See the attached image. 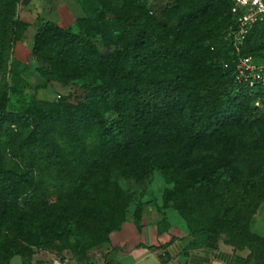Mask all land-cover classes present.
<instances>
[{
	"label": "trees",
	"instance_id": "obj_1",
	"mask_svg": "<svg viewBox=\"0 0 264 264\" xmlns=\"http://www.w3.org/2000/svg\"><path fill=\"white\" fill-rule=\"evenodd\" d=\"M76 1L84 17L66 28L38 17L31 47L45 84L84 82L72 102L6 82L29 24L0 0V264L40 250L88 262L136 198L141 220L123 184L157 171L173 185L163 209L193 237L217 248L227 236L232 264H264L250 228L264 203V84L238 70L241 58L264 64V21L237 49L232 0H160L159 16L149 0Z\"/></svg>",
	"mask_w": 264,
	"mask_h": 264
},
{
	"label": "crops",
	"instance_id": "obj_2",
	"mask_svg": "<svg viewBox=\"0 0 264 264\" xmlns=\"http://www.w3.org/2000/svg\"><path fill=\"white\" fill-rule=\"evenodd\" d=\"M64 3L62 16L69 26L84 17L76 0ZM33 8V1H22L17 7L19 18L22 20L25 11ZM35 15L36 18L42 16L40 11ZM141 202L140 222L137 224L134 220L135 205L130 206L122 228L112 233L109 244L93 252L88 262L79 263L71 255L40 250L27 258L15 256L10 264H232L233 253L228 248L223 244L210 248L202 238L193 237L175 210L163 209L162 196L157 200L145 195Z\"/></svg>",
	"mask_w": 264,
	"mask_h": 264
},
{
	"label": "rangeland",
	"instance_id": "obj_3",
	"mask_svg": "<svg viewBox=\"0 0 264 264\" xmlns=\"http://www.w3.org/2000/svg\"><path fill=\"white\" fill-rule=\"evenodd\" d=\"M22 1L24 2L26 0H17L18 5ZM29 1H33L34 8L30 9L29 11H25V13L22 15V21L29 24V27L23 39L19 43L15 44L9 53V59L4 75L6 82L8 84H11L13 76L17 75V77H19V79L26 84V90L30 94H34L35 96H37V98L40 100L55 101L58 100V95L61 97L69 96L72 102H76V100L82 99L84 97V82H76L69 86H62L57 82L45 84V81L40 77L38 73L35 60L31 57V47L37 28V18L35 15L36 11H40L42 15L41 17H45L55 24L66 28L70 24L68 25V22H66V20H64L62 16V6L67 0H52L51 2H45V0ZM43 2H45V4L42 6ZM163 5L164 2L160 0H149L148 3V6L152 9V11L156 12V16H159V10ZM49 15L50 17L48 18ZM16 47H18V50ZM19 84L21 85V83ZM123 185L126 187V189L135 191L137 195L140 196V200H142L145 195H148V198L152 197L153 199L160 200L161 196H163L164 191L166 189L172 188L173 186L172 184L167 182L166 176L159 171L155 172L151 176L150 182H147L146 185ZM138 200L139 199L136 198L133 203L136 204V201ZM250 228L253 233L264 237V203L260 204L257 207L255 213L251 216ZM226 240L227 236H223L221 243L234 254L235 252L233 247L229 244H225ZM59 254L72 256V254L67 250L62 251ZM238 254H245L246 256L247 254H249V250L245 249L242 252H238Z\"/></svg>",
	"mask_w": 264,
	"mask_h": 264
},
{
	"label": "built area",
	"instance_id": "obj_4",
	"mask_svg": "<svg viewBox=\"0 0 264 264\" xmlns=\"http://www.w3.org/2000/svg\"><path fill=\"white\" fill-rule=\"evenodd\" d=\"M231 14L235 27L230 30L234 46L238 49L249 30L257 23L264 21V0H232ZM239 75L244 79L260 81L264 84V64L255 62L251 57L241 58L238 65ZM57 98H60L58 95ZM262 107L261 102H256Z\"/></svg>",
	"mask_w": 264,
	"mask_h": 264
}]
</instances>
